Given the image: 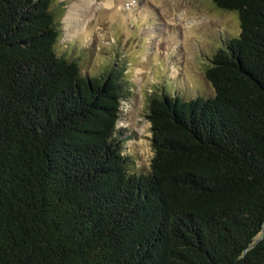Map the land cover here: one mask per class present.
<instances>
[{"label": "trees", "instance_id": "1", "mask_svg": "<svg viewBox=\"0 0 264 264\" xmlns=\"http://www.w3.org/2000/svg\"><path fill=\"white\" fill-rule=\"evenodd\" d=\"M213 2L239 35L212 94L150 96L139 171L123 72L57 52L55 0H0V264H264V0Z\"/></svg>", "mask_w": 264, "mask_h": 264}, {"label": "rangeland", "instance_id": "2", "mask_svg": "<svg viewBox=\"0 0 264 264\" xmlns=\"http://www.w3.org/2000/svg\"><path fill=\"white\" fill-rule=\"evenodd\" d=\"M89 1L94 9L81 20L85 24L71 28L67 12L82 0H55L61 15L56 50L76 58L85 72L111 65L123 72L129 93L116 124L124 130V151L134 169L146 171L154 154L147 117L150 96L162 87L186 100L212 94L204 70L216 51L239 35L238 13L216 7L213 0Z\"/></svg>", "mask_w": 264, "mask_h": 264}, {"label": "bare ground", "instance_id": "3", "mask_svg": "<svg viewBox=\"0 0 264 264\" xmlns=\"http://www.w3.org/2000/svg\"><path fill=\"white\" fill-rule=\"evenodd\" d=\"M93 9V5H91L89 0H82L81 3L72 4L70 10L67 12L68 15H66L71 28H75L80 25L82 27L85 22L81 23V20L85 21L89 12H92Z\"/></svg>", "mask_w": 264, "mask_h": 264}]
</instances>
